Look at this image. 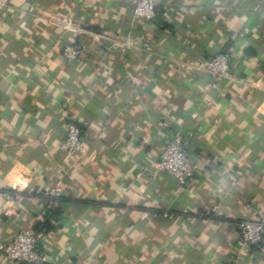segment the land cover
Listing matches in <instances>:
<instances>
[{
	"label": "crops",
	"instance_id": "crops-1",
	"mask_svg": "<svg viewBox=\"0 0 264 264\" xmlns=\"http://www.w3.org/2000/svg\"><path fill=\"white\" fill-rule=\"evenodd\" d=\"M133 3L0 12V241L35 230L40 192L59 184L38 264H264V238L239 244L237 230L264 221V0H160L150 21ZM68 44L79 60L61 56ZM219 53L230 76L212 88ZM69 121L80 154L61 149ZM174 135L201 166L183 185L157 167Z\"/></svg>",
	"mask_w": 264,
	"mask_h": 264
},
{
	"label": "built area",
	"instance_id": "built-area-1",
	"mask_svg": "<svg viewBox=\"0 0 264 264\" xmlns=\"http://www.w3.org/2000/svg\"><path fill=\"white\" fill-rule=\"evenodd\" d=\"M12 0H0V12L10 7ZM160 0H134L132 17L138 21H150L156 16V10ZM62 23L67 27L70 22L63 19ZM79 32H84L78 30ZM95 42L111 41L110 38L101 32L91 33ZM114 45L128 47V44H121L113 41ZM83 48L78 45H65L61 56L68 62L79 60L83 56ZM212 88H216L221 78L230 76L229 60L225 54L219 53L211 57L204 66ZM182 137L179 135L170 136L161 152L158 162V169L172 176L177 184L183 185L189 182L194 175L201 170L196 162H191L189 156L182 146ZM65 152L80 154L83 150L81 130L76 123L69 121L66 124V135L61 144ZM62 188L55 184L52 188L40 192L47 199L46 208L51 209L60 197ZM217 206L211 211L215 212ZM44 212V211H43ZM166 215V214H164ZM239 244L258 245L264 236V221L258 219L243 218L237 224ZM43 231L20 230L10 238L0 241V255L6 260L16 264H38L44 257L38 249Z\"/></svg>",
	"mask_w": 264,
	"mask_h": 264
},
{
	"label": "trees",
	"instance_id": "trees-1",
	"mask_svg": "<svg viewBox=\"0 0 264 264\" xmlns=\"http://www.w3.org/2000/svg\"><path fill=\"white\" fill-rule=\"evenodd\" d=\"M78 127L80 128V130H82V128L80 126H78ZM182 146H183V142H182ZM183 149H184V147H183ZM58 212L59 211L56 208H51V209L45 208L44 209V214H43V219H42L41 222H38L36 224L35 230L38 231V232L39 231H43L44 233L47 232V231H49L52 228V225L50 224V219L52 217L57 216ZM263 238H264V236H263ZM263 238H262V240H263Z\"/></svg>",
	"mask_w": 264,
	"mask_h": 264
}]
</instances>
